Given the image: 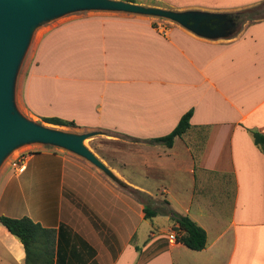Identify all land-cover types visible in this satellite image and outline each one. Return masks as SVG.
<instances>
[{
    "label": "crops",
    "instance_id": "crops-1",
    "mask_svg": "<svg viewBox=\"0 0 264 264\" xmlns=\"http://www.w3.org/2000/svg\"><path fill=\"white\" fill-rule=\"evenodd\" d=\"M138 1L253 9L254 18L219 39L127 12L47 22L19 72L17 104L36 119L102 130L93 137L101 145L89 146L115 178L77 154L86 165L39 151L26 157L22 173L0 178V215L56 228L55 264H264V152L251 132L264 133V0ZM190 109L192 126L172 147L149 141ZM149 199L165 204L169 225L140 235L151 219L144 216ZM175 213L206 229L205 248L177 240ZM25 258L22 242L0 221L2 264Z\"/></svg>",
    "mask_w": 264,
    "mask_h": 264
},
{
    "label": "water",
    "instance_id": "water-1",
    "mask_svg": "<svg viewBox=\"0 0 264 264\" xmlns=\"http://www.w3.org/2000/svg\"><path fill=\"white\" fill-rule=\"evenodd\" d=\"M86 11L127 12L164 18L212 39L229 38L241 25L239 12L175 10L129 0H0V168L20 147L45 144L77 154L115 178L109 166L86 142L104 133L102 130L77 132L42 123L28 117L16 100L18 75L38 27Z\"/></svg>",
    "mask_w": 264,
    "mask_h": 264
},
{
    "label": "trees",
    "instance_id": "trees-1",
    "mask_svg": "<svg viewBox=\"0 0 264 264\" xmlns=\"http://www.w3.org/2000/svg\"><path fill=\"white\" fill-rule=\"evenodd\" d=\"M139 2L138 0H129ZM240 22L254 18V10L246 9L239 12ZM156 25V24H155ZM193 110L183 114L175 128L164 136L151 138V143H160L166 147H172L176 137L183 136L191 128ZM41 120L54 125L78 127L74 120L57 116L41 117ZM255 144L264 152V133L259 130H251ZM136 193L140 191L135 190ZM145 218H153L161 212L149 205L144 206ZM174 229L178 231L177 240L193 250H201L206 247L208 234L205 228L199 225L189 215L174 214L172 217ZM0 221L7 229L17 237L24 245L26 251L25 264H55L57 251V229L45 227L40 222L29 216L12 217L0 215Z\"/></svg>",
    "mask_w": 264,
    "mask_h": 264
},
{
    "label": "rangeland",
    "instance_id": "rangeland-1",
    "mask_svg": "<svg viewBox=\"0 0 264 264\" xmlns=\"http://www.w3.org/2000/svg\"><path fill=\"white\" fill-rule=\"evenodd\" d=\"M148 1V0H147ZM79 13V12H77ZM70 15V14H69ZM66 15V16H69ZM65 18V17H62ZM62 18L58 19V20H62ZM154 20V23L158 25V23L161 24H168L170 25V21L162 19V18H152ZM57 20V21H58ZM55 21V22H57ZM49 23L45 22L43 23L40 27H38V29L36 30L32 42L30 44V47L26 53V56L24 58L23 64L21 66L20 72L23 69L24 64L26 63V61L30 58L33 49L35 47V44L37 43V40L42 32V30L48 26ZM26 114V112H24ZM28 117L34 119V120H38L42 123H44V121H42L41 119H36L31 117L28 113L26 114ZM51 124V123H50ZM59 127H62L66 130H70V131H77V132H84V131H89V130H100V129H88V128H78V127H69V126H61L58 125ZM111 132H106L105 134H110ZM101 137H97V138H93V139H88L86 140V142L88 143V145H90L91 147H96V145L101 143L99 142V139ZM43 150H50V151H57L60 152L62 155H65L66 157H70L72 160L78 162L80 165H86V161L84 159H81L80 157L76 156L73 153H70L68 151H65L63 149L51 146V145H38V144H28V145H24L22 147H20L19 149L15 150L6 160L5 162L2 164L1 168H0V178L7 176V175H16L14 173V170L9 166L10 160L12 158H16L18 156H20L21 158H25V157H29L31 156L33 153L39 152V151H43ZM12 169V170H11ZM137 177V176H135ZM137 199H141L138 194H136ZM148 205L152 208H155L159 211H161V213L151 219H148V221H146V223H144V225H142V227L140 228V235H142L145 231H147L148 229H161L164 227H167L169 225V220L166 216V214H164V212H162L163 210H165L166 206L165 204L161 203V202H156L155 200H148ZM0 264H2V261L0 260Z\"/></svg>",
    "mask_w": 264,
    "mask_h": 264
},
{
    "label": "built area",
    "instance_id": "built-area-1",
    "mask_svg": "<svg viewBox=\"0 0 264 264\" xmlns=\"http://www.w3.org/2000/svg\"><path fill=\"white\" fill-rule=\"evenodd\" d=\"M25 159H26V157L25 158H21L20 156H18V157L14 158V159H12L10 161L9 166L13 170H15L16 172L22 173L24 171V169H25ZM170 238L175 239L176 238V234L174 232H172L170 234Z\"/></svg>",
    "mask_w": 264,
    "mask_h": 264
}]
</instances>
